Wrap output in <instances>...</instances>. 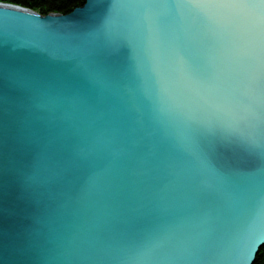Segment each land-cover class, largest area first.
Instances as JSON below:
<instances>
[{
    "label": "water",
    "instance_id": "1",
    "mask_svg": "<svg viewBox=\"0 0 264 264\" xmlns=\"http://www.w3.org/2000/svg\"><path fill=\"white\" fill-rule=\"evenodd\" d=\"M263 247L264 0L0 2V264Z\"/></svg>",
    "mask_w": 264,
    "mask_h": 264
},
{
    "label": "trees",
    "instance_id": "2",
    "mask_svg": "<svg viewBox=\"0 0 264 264\" xmlns=\"http://www.w3.org/2000/svg\"><path fill=\"white\" fill-rule=\"evenodd\" d=\"M87 0H0L24 8L34 10L42 15H67L83 7ZM255 264H264V247L257 256Z\"/></svg>",
    "mask_w": 264,
    "mask_h": 264
},
{
    "label": "snow or ice",
    "instance_id": "3",
    "mask_svg": "<svg viewBox=\"0 0 264 264\" xmlns=\"http://www.w3.org/2000/svg\"><path fill=\"white\" fill-rule=\"evenodd\" d=\"M254 252V248H250L249 249V254L251 255V253Z\"/></svg>",
    "mask_w": 264,
    "mask_h": 264
}]
</instances>
